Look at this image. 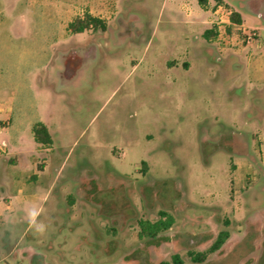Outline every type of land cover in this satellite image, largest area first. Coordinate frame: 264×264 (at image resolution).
Segmentation results:
<instances>
[{"label": "rangeland", "instance_id": "374dc122", "mask_svg": "<svg viewBox=\"0 0 264 264\" xmlns=\"http://www.w3.org/2000/svg\"><path fill=\"white\" fill-rule=\"evenodd\" d=\"M225 1L108 0L106 30L73 33L80 0H0V119L40 116L54 140L11 169L47 167L37 214L0 181V264H264V95L244 62L264 60V0ZM160 211L174 224L142 238Z\"/></svg>", "mask_w": 264, "mask_h": 264}, {"label": "crops", "instance_id": "0c3cea01", "mask_svg": "<svg viewBox=\"0 0 264 264\" xmlns=\"http://www.w3.org/2000/svg\"><path fill=\"white\" fill-rule=\"evenodd\" d=\"M80 3L84 4L85 6H88L89 9L87 10V12H90L92 15L94 14V11H93L94 6L100 7L101 8L100 10L102 11H106L109 8L108 0H80ZM224 3H227V2L224 0ZM69 8L70 6L67 7L66 12H68ZM232 9L236 11L234 8ZM241 16H242V19L244 20V17L242 14ZM192 22H194V20L189 21V23H192ZM243 25H244V22H243ZM245 57H246L244 60L245 65L247 66V68L248 66L252 68L251 73H252L253 80H251L252 82L250 81L249 87L252 88L253 86H258V89L260 90L262 95H264V60L262 59V57L260 58L251 57V59L250 57H247V56ZM1 113H5L6 116L3 119H0V149L3 150V152L8 150L4 159H2L3 155L2 156L0 155V167H2V171L4 173L3 177L0 179L1 186L11 185L12 187H14L12 190L13 191L12 194H15L16 195L15 198H18V199L21 198L22 200H25V201H31V200L37 199L38 197V199L41 200V204L37 208V211H36V214H37L40 211L42 203L45 201V199L48 196L49 190L52 187V183L50 184L49 190L45 189V193L43 194V196L42 194L38 192H34L33 190L31 194H25V193H27V191L32 188L31 184L38 185V183H41L43 181V176L46 172L47 167H45L44 169H38V166L36 165L31 166V169L29 170L31 172L29 173V175L31 173H34L38 176L35 182L25 181V178H27L29 175H27L21 181L11 169L16 168L17 166L26 168L23 158H26L29 155L32 156L36 154L39 151L38 150L39 146H45V145L38 143L35 140L34 133H33V126L38 121L44 122L48 127H49V123L48 121H46L40 116L31 122L30 121L20 122V121L14 120L12 116L8 115V111L6 109L4 110L2 109ZM10 119L13 120L14 125H17V126L27 125L28 127L27 130H29V135L27 132L22 134V132L19 130L20 128L17 129L13 135L9 134L8 128H6L5 126H2V124L6 120H10ZM24 142H28V145L25 146L23 144ZM47 149L49 150L50 147H47L45 150ZM14 155L17 156V160L15 159L14 161L11 162L9 158ZM10 164H13L14 166L11 168ZM7 193L8 192L4 189L3 193L1 194L7 197ZM7 207H9V205ZM2 209H3V204L1 203V200H0V213Z\"/></svg>", "mask_w": 264, "mask_h": 264}, {"label": "trees", "instance_id": "16d2710c", "mask_svg": "<svg viewBox=\"0 0 264 264\" xmlns=\"http://www.w3.org/2000/svg\"><path fill=\"white\" fill-rule=\"evenodd\" d=\"M207 0H199V3L203 5ZM217 4L221 5L224 0H215ZM231 19L233 22L241 24L243 22L242 16L238 11H233L231 13ZM95 27L96 29H107V22L101 19L100 17L92 15L90 12H86L83 17H77L76 19L72 20L69 25L68 29L73 33H80L84 32L91 27ZM213 29H206L204 32L205 38H210ZM33 133L35 140L47 147H50L54 140L52 133L49 127L42 121H38L33 126ZM175 222V218L172 214L167 211H160V218L157 220H150V219H142L140 220L141 230L139 235L144 238H154L159 235L161 232L169 229ZM230 237V232L228 230H222L219 232L216 240L212 243L210 248L207 251H199L194 252L190 251L189 254L191 255L193 261L195 262H204L208 256V253L215 252L219 250L227 239ZM172 261L174 264H183V259L179 254H174L172 257ZM160 264H170L169 261H161Z\"/></svg>", "mask_w": 264, "mask_h": 264}]
</instances>
